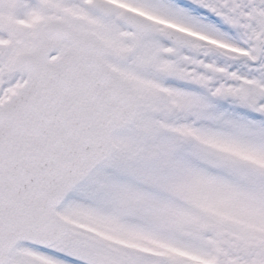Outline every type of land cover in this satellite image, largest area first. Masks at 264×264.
<instances>
[{"label": "snow or ice", "instance_id": "obj_1", "mask_svg": "<svg viewBox=\"0 0 264 264\" xmlns=\"http://www.w3.org/2000/svg\"><path fill=\"white\" fill-rule=\"evenodd\" d=\"M0 264H264V0H0Z\"/></svg>", "mask_w": 264, "mask_h": 264}, {"label": "flooded vegetation", "instance_id": "obj_2", "mask_svg": "<svg viewBox=\"0 0 264 264\" xmlns=\"http://www.w3.org/2000/svg\"><path fill=\"white\" fill-rule=\"evenodd\" d=\"M213 43H216L215 41H213ZM222 47H226L225 45H221Z\"/></svg>", "mask_w": 264, "mask_h": 264}, {"label": "rangeland", "instance_id": "obj_3", "mask_svg": "<svg viewBox=\"0 0 264 264\" xmlns=\"http://www.w3.org/2000/svg\"><path fill=\"white\" fill-rule=\"evenodd\" d=\"M219 46H221V45H219Z\"/></svg>", "mask_w": 264, "mask_h": 264}]
</instances>
